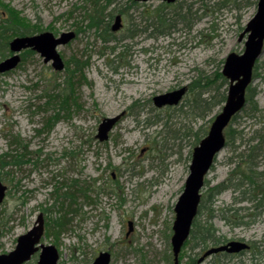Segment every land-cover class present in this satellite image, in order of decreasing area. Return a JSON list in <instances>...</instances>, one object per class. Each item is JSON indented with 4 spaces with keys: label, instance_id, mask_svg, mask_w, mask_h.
<instances>
[{
    "label": "rangeland",
    "instance_id": "rangeland-1",
    "mask_svg": "<svg viewBox=\"0 0 264 264\" xmlns=\"http://www.w3.org/2000/svg\"><path fill=\"white\" fill-rule=\"evenodd\" d=\"M114 2L104 25L97 30L81 24L77 33L86 0H1L23 29L76 35L57 49L62 71L27 50L13 71L0 74V156L10 162L2 167L0 161V182L7 187L0 203V255L13 251L43 214L40 244L57 248V264H91L98 252L111 253L110 264H174V205L198 145L195 132L200 126L208 132L220 109L198 118L188 90L175 107H155L152 99L221 72L230 52L243 51L245 38L239 37L258 0ZM116 16L122 28L113 32ZM256 64L254 98L230 125L241 140L214 160L201 191L206 207L194 225H210L214 240H238L250 249L199 262L216 246L191 237L179 264H264V206L256 211L253 201L264 193V52ZM253 105L259 112L250 116ZM117 115L122 117L109 139L99 142V123ZM259 135L262 142L253 141ZM254 145L260 157L251 173L240 156ZM223 183L230 186L208 202L210 190ZM229 219L246 224L233 226ZM38 254L25 264H36Z\"/></svg>",
    "mask_w": 264,
    "mask_h": 264
},
{
    "label": "water",
    "instance_id": "water-1",
    "mask_svg": "<svg viewBox=\"0 0 264 264\" xmlns=\"http://www.w3.org/2000/svg\"><path fill=\"white\" fill-rule=\"evenodd\" d=\"M151 0H137V2H148ZM173 3L175 0H159ZM256 14L248 21L239 41L244 38V49L241 53L230 52L225 58L222 76L228 81L226 100L220 108V112L213 117L208 133L200 140V143L192 150L189 166V175L184 182L183 191L174 205L175 220L173 222V234L171 237V250L174 264H179V255L184 244L189 240L193 221L198 213L201 201V190L204 187L205 178L214 164V159L226 145L225 129L232 122V118L242 112L246 104V91L253 80V70L257 61L264 52V0H258ZM122 17L116 16L112 31L121 30ZM75 32L67 31L59 36L46 31L31 36H17L9 41V52L11 55L0 61V74L13 71L21 61V53L31 49L39 54L45 64L51 63L54 71H62L64 62L57 48L67 45L75 38ZM185 87L175 91L156 95L152 101L155 107L177 106L185 95ZM123 115V114H122ZM122 115L114 118H103L99 123L96 138L104 143L109 139V133L114 129ZM112 177L114 175L112 174ZM7 187L0 182V203L6 197ZM33 227L18 237L16 247L13 251L0 255V264H24L29 262L35 253L39 252L36 264H57L59 260L58 250L53 245H42L40 241L44 236V217L39 214L33 223ZM129 233L132 231V224L129 222ZM128 233V234H129ZM248 245L242 241H229L225 245H219L208 249L199 262L204 258L217 252H228L237 254L248 250ZM111 253L100 252L91 264H110Z\"/></svg>",
    "mask_w": 264,
    "mask_h": 264
},
{
    "label": "trees",
    "instance_id": "trees-1",
    "mask_svg": "<svg viewBox=\"0 0 264 264\" xmlns=\"http://www.w3.org/2000/svg\"><path fill=\"white\" fill-rule=\"evenodd\" d=\"M115 3L114 0H86V6L82 7V14H83V19L81 21H78L77 24H75V29L77 30V33L80 30H83L80 28V25L85 24V28H96L97 30L99 29L100 25H104L105 23V11L109 8V6ZM0 7H3V11H0V61L4 60L7 56H9L11 53L9 52V41L13 39L14 37L17 36H30V35H35V33H38L39 30L31 27H26V28H21L18 19L16 18L17 16L15 14H11L9 10H6L5 6L3 3H1L0 0ZM2 10V9H1ZM109 16V15H108ZM159 34H163L162 31H159ZM27 51V50H25ZM24 51V52H25ZM31 51V50H30ZM23 53V52H22ZM202 78H198L193 80L188 86V95L189 93L191 94V103H190V109L192 110L193 114L196 115L198 118H205L207 116H210L213 114L217 109H220L223 103L226 100V92L228 89V82L224 76H222L221 72H216L214 75H211V77L206 78L205 82L202 83L201 81ZM71 86H74V83L72 82ZM203 95H207L206 98H203ZM246 99L247 103H251L253 98H254V93L253 91H250V87L248 88L246 92ZM69 97H66L67 100ZM70 99H68V102H70ZM259 112L258 107L256 105H253L251 109L249 110V115L253 116ZM217 114V113H216ZM206 115V116H205ZM214 115L210 118V122H212V118ZM235 120V117L232 118ZM232 120V121H233ZM232 123V122H231ZM231 125V124H230ZM230 125L225 129V140H226V145H233L236 139L241 140V135L242 133H237L236 130L231 129ZM207 134L206 129H203V126H200V128L195 132V137H196V145L200 143V140ZM258 138L260 142H262V136H255L254 139ZM244 143V142H243ZM243 143H241L243 145ZM236 149V147H233ZM258 146L254 145L252 147L245 148L244 151L248 152V154H244L240 156V158H245V161L247 162V166L250 167L248 170L249 172L253 173V168L255 167V159L257 157H260L258 153ZM6 157L8 155L0 156V161L4 162L1 164L2 167L8 166L9 163L5 161ZM21 156L13 157L19 159ZM14 164H18V161L12 162ZM111 180L113 179L110 177ZM247 181H249V185L254 184L255 187L259 188L260 186L257 184V182L252 181V179L247 178ZM263 184V183H262ZM260 184V185H262ZM230 184L223 183L222 185L213 187V189L210 190L209 192V199L208 202H212L214 197L220 193L222 190L228 188ZM240 186H243L242 183L239 182L237 184V187L239 188ZM263 186V185H262ZM256 190H261V189H256ZM255 190V191H256ZM264 193L261 191L256 197H253V201L257 202V205L254 206V209L257 211L259 208H262L264 206ZM66 196V194H64ZM71 197V195H69ZM85 199L90 200V196H83ZM74 198V197H73ZM199 211H202L203 208H205V204L203 201V195L201 196V202L199 205ZM198 211V212H199ZM206 211H210L209 216L212 217V211L207 207ZM224 219L227 220V217L223 216ZM65 219V217H64ZM196 220V219H195ZM193 222L192 226V232H191V237L197 240V243L203 244L206 241H210L214 246L223 244L224 242L221 241L220 239H215L212 237L213 235V228L210 226L207 227L205 224L204 227H195V221ZM230 222V225L236 226L240 224H246L243 222V220H228ZM64 223L60 222V225L63 226Z\"/></svg>",
    "mask_w": 264,
    "mask_h": 264
},
{
    "label": "flooded vegetation",
    "instance_id": "flooded-vegetation-1",
    "mask_svg": "<svg viewBox=\"0 0 264 264\" xmlns=\"http://www.w3.org/2000/svg\"><path fill=\"white\" fill-rule=\"evenodd\" d=\"M136 2H137V0H136ZM162 2H164V1H162ZM174 2H176V0L173 1V3H174ZM138 3H140V2H138ZM143 3H146V2H143ZM165 3H166V4H173V3H167V2H165ZM162 108H166V107H162ZM190 238H191V233H190ZM223 242H224L223 244H219V245H224V244L227 243V241H226V242L223 241ZM248 247H249L248 249H250V246H249V245H248ZM207 250H208V249H207ZM207 250H206V251H207ZM206 251H205V252H206ZM246 251H248V250H246ZM246 251H242V252H239V253H237V254H231V253H228V252H227V253H226V252H223V253H222V252H217L216 254H212V255H215V256H216V255H222L223 257H227V256H234V255L242 254V253H244V252H246ZM205 252H204V253H205ZM98 253H100V252H98ZM212 255H210V256H212ZM204 259H205V258H204Z\"/></svg>",
    "mask_w": 264,
    "mask_h": 264
},
{
    "label": "bare ground",
    "instance_id": "bare-ground-1",
    "mask_svg": "<svg viewBox=\"0 0 264 264\" xmlns=\"http://www.w3.org/2000/svg\"><path fill=\"white\" fill-rule=\"evenodd\" d=\"M223 253V252H222Z\"/></svg>",
    "mask_w": 264,
    "mask_h": 264
}]
</instances>
